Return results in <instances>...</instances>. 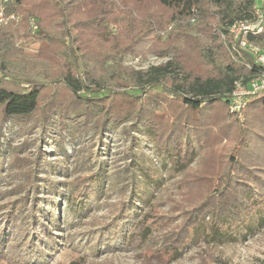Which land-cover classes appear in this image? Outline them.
Listing matches in <instances>:
<instances>
[{"label":"rangeland","instance_id":"obj_1","mask_svg":"<svg viewBox=\"0 0 264 264\" xmlns=\"http://www.w3.org/2000/svg\"><path fill=\"white\" fill-rule=\"evenodd\" d=\"M125 1L124 12L118 10L106 27L123 35L119 62L129 70L169 60L178 66V77L204 75L207 57L216 63L233 59L222 31L197 38L205 45L200 49L194 40L165 43L167 10L151 0ZM1 66L9 77L36 73L30 65ZM104 70L106 65L95 68ZM94 76L85 77L88 87ZM100 78L103 87L124 89ZM83 112L63 117L57 106L44 125L39 113H0V264H264V185L254 181V165L264 172L263 109L249 107L246 117L236 119L222 103L206 107L163 142L153 122L135 120L132 111L108 118L98 131L91 122L80 130L74 118ZM226 173L251 191L236 208L230 205V216L213 207ZM208 185L216 186L211 196ZM182 208L196 224L190 240L168 253L178 233L170 241L163 234L181 222ZM221 219L229 225L217 234L212 220Z\"/></svg>","mask_w":264,"mask_h":264},{"label":"trees","instance_id":"obj_2","mask_svg":"<svg viewBox=\"0 0 264 264\" xmlns=\"http://www.w3.org/2000/svg\"><path fill=\"white\" fill-rule=\"evenodd\" d=\"M151 1L168 12L165 25L170 24V31L165 43L178 41L184 45L194 40L196 49L205 46H200L196 39H207L212 29L222 31L229 44L227 26L238 19L252 18L257 8L264 13V0L258 5L256 0ZM120 4L125 5L126 1L15 0L7 4L5 13L16 14L19 19L6 27L0 24V65L2 69L12 62L22 66L30 65L36 73L22 76L11 74V77L7 72L0 73L1 116L39 113L40 122L44 125L51 122V113L55 107L60 106L63 117H68L71 111H84L74 118L80 130L91 122L92 127L98 131L107 127L108 118L119 120L132 111L135 120L153 122L157 127L156 137L159 142L171 141L183 131L189 119L193 121L194 114L206 107L213 108L222 103L230 115L236 118L229 110V96L234 89V81L242 76L248 78L258 70L251 53L240 47L232 54L233 59L227 57L222 63H216L212 56L207 57L206 61L209 62L204 75L188 73L178 77V66L169 60L150 66L145 71L129 70L119 62L123 35L113 34L106 27L107 23H115L118 10L124 12ZM29 17L36 19L37 31L31 32L28 29ZM189 20L194 21L193 26ZM147 25L152 28L151 24ZM263 35L264 32L249 38L264 47ZM212 37L217 39L218 35L212 34ZM201 53L204 55V50ZM98 64L106 65L107 70L96 73ZM92 76L96 81L101 79L100 76L111 80L124 89L106 88L96 81L88 87L84 82L85 77ZM17 78L26 85L21 86ZM145 90L149 92L148 98L143 95ZM152 100L155 107L163 105L158 109L151 107L149 102ZM249 107L264 110V91L248 97L242 111L244 117ZM178 146L180 149L181 142ZM261 171L254 165V181L264 185V172ZM230 175H222L224 178L215 193L218 199L213 207H216L220 215H233V208H236L241 196L251 192L246 190L249 185H235L242 181H234ZM208 188L211 192L215 191L216 186L208 185ZM212 194L209 193V196ZM181 210V222L163 234V241H170L173 238L169 235H173L175 229L178 233L177 238L173 239L177 245H170L172 248L166 251L168 253L175 252L187 239L190 240L189 231L196 224V219L188 216L185 209ZM212 224L217 234L229 225L223 219L215 222L212 220ZM3 240L1 237L2 244ZM69 264L78 262L71 261Z\"/></svg>","mask_w":264,"mask_h":264},{"label":"built area","instance_id":"obj_3","mask_svg":"<svg viewBox=\"0 0 264 264\" xmlns=\"http://www.w3.org/2000/svg\"><path fill=\"white\" fill-rule=\"evenodd\" d=\"M15 0H0V24L15 22L19 16L13 13L6 14L7 4ZM262 1V0H260ZM28 24L32 31H37L38 24L34 17L28 18ZM264 28L263 10L257 8L252 18L235 20L228 26L230 43L228 50L231 54L238 48H244L253 55V63L258 67L256 73L248 78L240 77L234 81V89L229 96V110L242 118L249 96L264 91V47L260 46L249 37L261 35Z\"/></svg>","mask_w":264,"mask_h":264}]
</instances>
